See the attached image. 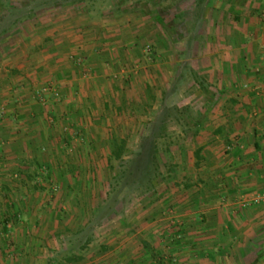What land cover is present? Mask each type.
<instances>
[{
	"label": "crops",
	"instance_id": "obj_1",
	"mask_svg": "<svg viewBox=\"0 0 264 264\" xmlns=\"http://www.w3.org/2000/svg\"><path fill=\"white\" fill-rule=\"evenodd\" d=\"M21 4L14 0H0V9L22 8ZM82 10H87V14L81 19ZM204 10L200 16L199 39L205 38L216 47L227 40L228 49L222 50L218 46L217 50L205 55L204 51L189 49L193 40L189 32L180 37L170 35L172 45L177 46L184 41L186 48L179 51L175 47L170 49L167 57L169 69L164 63L167 52H163L159 44L155 45L157 50L152 48V52L143 49L146 44L152 41L156 44L158 40L147 41L150 35L145 37L144 28L129 18L117 29L108 28L110 22L105 13L95 18L83 3H77L54 7L51 15L32 21V24L41 20L40 25L55 26L43 35L49 47L54 40L64 44L56 48V54L42 55L43 60L32 68L16 66V57L7 68H0V105L4 108L5 117L33 124L32 129L26 131L0 129V168L9 159L15 170L25 169L22 166L25 164L33 165L36 171L44 170L46 173L49 170L43 155L48 150V135L33 130L47 117H56L57 120L61 117L64 125L70 121L81 128L83 126L84 133H89L84 139L89 138L88 142L96 146L101 140L108 139L111 117H123L125 114L128 117H148L144 112L129 116V112L141 107L151 95L153 110H159L153 117H180V120L184 117V122L190 126L201 122L197 133L179 131L185 139L184 144L179 145L183 148L180 147L179 152L193 155L199 149L200 157L205 156L209 161L202 178L213 183L206 189L196 188L200 191L199 200L204 210L190 209L181 215V228L190 235V239L189 247H185V256H179L177 262L264 264V205L245 209L239 206L240 195L264 189V0H248L246 3L243 0H217L206 4ZM209 12L210 16H207ZM186 16L184 13L187 21ZM172 18L176 20L178 17ZM29 23L30 19L25 18L14 25L27 26ZM78 23L92 27L84 39L69 33V27ZM175 28L176 25L172 24L171 29ZM205 29L210 30V35L205 33ZM69 42L74 45L69 46ZM108 52L111 55L109 59ZM68 53L83 54L86 58L76 63L69 62ZM182 68L189 77L186 97L178 102L176 76ZM207 74L211 75L209 85L205 81ZM219 91L227 92L220 96ZM193 105L197 107L194 113L190 108ZM222 105L230 107L229 110H220ZM231 122L233 130H227L229 135L225 139L232 140V149L222 157L223 141L216 130ZM59 134L69 139L72 131L67 128L66 133L61 132L57 136ZM168 149L173 148L169 146ZM38 154L40 160L36 158ZM2 179L0 177V184ZM12 180L14 188L7 194L17 205L13 204L15 210L12 211L8 207L11 201L5 199L0 189V219L9 217L14 220L16 216L25 219L26 223L7 225L6 229L0 227V235L2 230L5 232L10 228L12 238L19 240L16 237L18 233H32L35 227L40 231L46 229L47 213L33 209L39 195L31 193L32 179L29 182L23 178ZM219 199L224 201L222 207L214 209L209 205ZM157 228L154 232L156 238L158 235L164 237L163 232H170L178 244L174 249H184L179 248L181 240L174 238V228L167 227L164 231V227ZM158 241L160 245L165 240ZM178 253L181 254L177 252L176 255ZM25 262L37 264L33 258Z\"/></svg>",
	"mask_w": 264,
	"mask_h": 264
},
{
	"label": "rangeland",
	"instance_id": "obj_2",
	"mask_svg": "<svg viewBox=\"0 0 264 264\" xmlns=\"http://www.w3.org/2000/svg\"><path fill=\"white\" fill-rule=\"evenodd\" d=\"M14 1L22 3L23 7L14 14V19L24 20L26 13L30 11L28 9L33 5H27L29 0ZM214 1L217 0H207L206 4ZM243 1L246 3L248 0ZM83 4L95 18L98 14L105 13L108 23L110 22L108 28L120 26L126 18L138 22L139 27L145 30V37L150 35L146 38L147 41L158 40L156 44H153V41L146 44L143 49L152 52V48L157 50L155 45L159 44L161 50L167 52L164 63L168 69L170 63L167 57L170 49L174 50L175 47L179 51L186 48L184 41L177 46L172 45L170 35L180 37L185 35L186 31L189 32L193 37L189 49L204 51L205 55H208L209 51L217 50L218 46L222 50L228 49L227 40L216 47L215 43L205 38L199 39L202 12L198 0H84ZM58 6L60 5H56ZM45 7L33 9L34 16L27 18L30 19L27 26L10 24L14 19H8L9 9H0V68H7L15 57L16 66L25 65L32 68V65L43 60L42 55L46 57L47 54H56V48L64 44L54 40L49 47V42L43 40V35L46 30L55 26L40 25L41 20L37 21L39 25L32 24L37 18L51 15L50 11L54 7ZM82 11L81 19L86 18L84 15L87 14V10ZM227 11H230V8ZM184 13H187V21ZM203 14H206L205 10ZM174 16L178 18L174 20ZM207 16H210V12ZM113 22L117 25H111ZM172 24L176 25L175 30L171 29ZM69 29L73 36L77 35L83 39L92 31V27L79 23ZM205 30V33L209 34L211 29ZM159 36L161 38H158ZM72 45L74 44L69 42V46ZM69 54V62L76 63L86 58L83 54ZM109 58L111 55L108 52ZM178 73L176 77L179 91L176 100L179 102L186 97L189 76H186L183 68ZM210 80L211 75L207 74L205 81L208 85ZM220 92L226 94L227 91ZM147 99L141 107H135L129 112V116L132 113L136 116V113L144 112L148 117H128L126 114L122 115L123 117H111L108 139L101 140L96 146L88 142L89 138L84 139L89 133H84L86 130L83 126L81 128L70 121L64 125L60 121L61 117H58V120L56 117H47V120L33 128L48 135V150L46 154L43 152V155L46 156L49 170L46 173L44 170L36 171L33 165L29 167L26 164L22 165L25 169L15 170L8 159L0 168V177H3L0 189L9 202L11 200L7 192L14 188L10 180L23 178L25 182H29V179H32L31 193L39 195L38 201L33 203V209L35 207L37 212L43 210L47 213L48 226L43 231L31 227L32 233H18L16 237L19 240L12 238L10 228L5 232L2 230L0 264H26L25 261L31 258L36 259L37 264H184L177 262V259L179 256H185V247L189 245L190 235L181 228V215L190 209L204 210L199 200L200 191L196 188L206 189L213 185L202 178L204 167L209 161L205 160V156L196 158L195 154L179 152L180 147L183 149L179 145H183L185 141L179 132L186 123L184 117H181L180 121H177L176 117H153L159 110H153L151 95ZM190 108L194 113L197 107L193 105ZM229 108L222 105L220 110ZM209 109H212V106ZM3 111L4 108L0 105L1 130L19 132L32 129V123H23L16 118L10 120L5 117ZM67 128L72 131L69 139L61 134L57 136L58 133H66ZM227 130H233L232 122L216 130L223 141L221 155L231 151L226 150L227 146H232V140L225 139L229 135ZM152 144L158 148L157 152L154 155H146ZM169 146L173 148L170 150L172 153L168 149ZM119 148L125 151L121 159L112 155V151ZM55 149H58L57 152ZM40 157L39 154L36 155L37 160H40ZM146 162L145 169L143 167ZM35 163L38 164L37 161ZM14 175L17 178H13ZM256 191L258 190L246 192L244 195ZM14 203L11 201L10 205L7 204L12 211L15 210ZM223 203L224 201L219 199L209 205L215 209L222 207ZM2 209L5 211L6 208ZM21 223L25 224V219L16 216L14 220L9 217L0 219L2 229H6L7 225ZM157 226L161 229L164 227L163 231L174 228V238L181 240L179 248L184 249H174L178 244L173 241L170 232H163L164 237L158 235L156 238L154 232L158 229ZM158 240L165 241L159 245ZM177 252L181 254L176 255ZM67 257H74L76 260L65 262Z\"/></svg>",
	"mask_w": 264,
	"mask_h": 264
},
{
	"label": "trees",
	"instance_id": "obj_3",
	"mask_svg": "<svg viewBox=\"0 0 264 264\" xmlns=\"http://www.w3.org/2000/svg\"><path fill=\"white\" fill-rule=\"evenodd\" d=\"M83 2H84V0H29L27 5L31 4V5H33V7L28 9L30 11H28V13H26L27 17H25V18L33 17L34 16L33 9L34 8H39L41 6H46V7H52L53 8V7H56V5H65L66 6V5H73V4H77V3H83ZM206 2H207V0H198V5H200V7H201V11L200 12H202V10L205 8ZM20 10H22V9H20V8L9 9L8 14H9L10 17L8 19H12V18L14 19V14L16 12H19ZM17 22H18V20L14 19L13 21L10 22V24L12 23L14 25ZM221 94L222 93L219 91V95L220 96H221ZM176 120L179 121L180 117H176ZM182 126H183L182 130L184 131V133H187V130H190L194 134V133H197L199 128L201 127V122L197 121L195 123H192L191 126L189 125V123H184ZM124 152L125 151L122 148H119L116 151H112V155L115 156L117 159H121L124 156ZM199 152H200L199 149L194 152V154L196 155V158H199V156H200ZM155 153H156L155 146H154V144H152L150 146L149 150L146 152V155H148V154L149 155H151V154L154 155ZM143 168H145V169L147 168V162L145 164V167H143ZM141 172L142 171H140V174H141ZM139 179H140V176H139ZM75 260L76 259L74 257H67L65 262H72V261H75ZM158 264H163V263L160 262Z\"/></svg>",
	"mask_w": 264,
	"mask_h": 264
},
{
	"label": "built area",
	"instance_id": "obj_4",
	"mask_svg": "<svg viewBox=\"0 0 264 264\" xmlns=\"http://www.w3.org/2000/svg\"><path fill=\"white\" fill-rule=\"evenodd\" d=\"M232 146H227L226 150H231ZM264 205V190H258L248 195H240L239 206L242 209L248 207H258Z\"/></svg>",
	"mask_w": 264,
	"mask_h": 264
}]
</instances>
